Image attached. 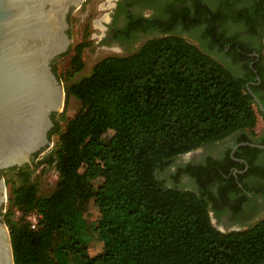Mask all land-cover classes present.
<instances>
[{"label": "trees", "instance_id": "16d2710c", "mask_svg": "<svg viewBox=\"0 0 264 264\" xmlns=\"http://www.w3.org/2000/svg\"><path fill=\"white\" fill-rule=\"evenodd\" d=\"M184 1L189 5L161 37L100 60L64 89L80 109L63 130L52 115L49 138L57 136V147L34 166L54 168L52 192L41 194L24 168L8 169L18 181L2 215L14 264H264V218L221 232L204 195L157 176L205 145L237 133L241 141L257 136L264 116L251 94L263 108L264 98L260 86L247 87L256 65L249 59L239 70L211 50L242 61L252 50L236 31L255 36L264 0ZM178 22L184 30L205 28L196 33L203 48L174 31ZM86 46L75 47L71 75L82 70ZM170 177L177 184L178 176ZM93 208L98 217L91 220ZM32 213L40 216L36 229L26 219ZM93 240L101 249L90 255Z\"/></svg>", "mask_w": 264, "mask_h": 264}, {"label": "flooded vegetation", "instance_id": "af4514ba", "mask_svg": "<svg viewBox=\"0 0 264 264\" xmlns=\"http://www.w3.org/2000/svg\"><path fill=\"white\" fill-rule=\"evenodd\" d=\"M187 5L184 0H113L103 41L105 49L134 52L144 41L162 34L174 24L177 21L173 18L175 14L183 12ZM179 30L188 32L189 38L197 39L196 33L205 28L196 27L192 32L184 30L178 22L174 31ZM236 34L241 43L252 50L241 58L242 61L231 56L223 57L217 48L211 52L219 54L223 61L239 70L250 59L249 67L253 69L254 64L257 67V70L253 69L256 83L249 81L247 87L249 84L260 86L259 93L264 98V22L258 26L254 37L246 36L241 30ZM259 45L263 46L261 54L256 51ZM259 73L263 75L262 80ZM261 122L255 138L241 141L243 134H233L197 149L188 158L181 156L175 159L172 165L161 171V179L167 186L178 185L204 195L209 201L212 225L225 232L245 230L264 218V121L261 119ZM44 153L34 154L30 164L21 168L31 176L36 162ZM171 174L178 176L177 184L172 181Z\"/></svg>", "mask_w": 264, "mask_h": 264}, {"label": "water", "instance_id": "95a60500", "mask_svg": "<svg viewBox=\"0 0 264 264\" xmlns=\"http://www.w3.org/2000/svg\"><path fill=\"white\" fill-rule=\"evenodd\" d=\"M85 1L0 0V264H14L2 217L6 184L1 173L30 164L34 154L51 147V117L62 112L65 100L52 67L70 48L68 17Z\"/></svg>", "mask_w": 264, "mask_h": 264}, {"label": "rangeland", "instance_id": "374dc122", "mask_svg": "<svg viewBox=\"0 0 264 264\" xmlns=\"http://www.w3.org/2000/svg\"><path fill=\"white\" fill-rule=\"evenodd\" d=\"M113 0H86L82 7L73 11L69 17V30L68 34L71 40L70 48L67 53L57 58L53 63V69L57 78L59 79L63 88H67L71 83L79 81L80 79L88 76L94 65L99 62L100 60L113 55H126L131 52H118L115 51L117 48L113 46L112 51L109 49H105V44H103L105 33H106V23L109 21L108 13L111 9ZM181 30L177 31L176 33L181 36L182 38L189 40L196 44L197 46L201 47V43L197 39L189 38V33L184 32L181 33ZM161 34H157L152 36L151 38L161 37ZM80 43H87V46L83 49L81 59L83 63L82 70L70 74V60L74 54L75 47ZM205 45V43H203ZM205 48V47H204ZM118 50V49H117ZM115 51V52H113ZM211 55L218 60H222L220 55H215L211 53ZM80 102L74 99L71 96H67L65 93V100H64V107L62 112L56 115L55 121H57L59 128L63 130L66 126L68 120L73 118L80 109ZM262 126L261 119H258L256 125V131L260 129ZM51 147L42 154V156L48 154L50 151L55 150L57 147V136L52 135L50 137ZM198 151V150H197ZM40 155L39 159L42 157ZM14 171L6 170L1 173L2 178L6 184V202L4 204V213L8 208V195L9 191L17 184V179L14 181H10L11 177H14ZM157 176L159 179L162 178L161 172H157ZM31 182L37 183V188L41 194H48L52 192L54 184L57 180V173L55 172L54 168H46V167H39L37 169L34 168L32 175H31ZM3 213V214H4ZM88 216L91 220H94L98 217V210L93 208L88 213ZM101 245L96 241H92L90 244V248L88 253L93 255L100 251Z\"/></svg>", "mask_w": 264, "mask_h": 264}, {"label": "built area", "instance_id": "2783aa9c", "mask_svg": "<svg viewBox=\"0 0 264 264\" xmlns=\"http://www.w3.org/2000/svg\"><path fill=\"white\" fill-rule=\"evenodd\" d=\"M27 221L31 229H36L39 224L40 216L37 213H32L27 218Z\"/></svg>", "mask_w": 264, "mask_h": 264}]
</instances>
